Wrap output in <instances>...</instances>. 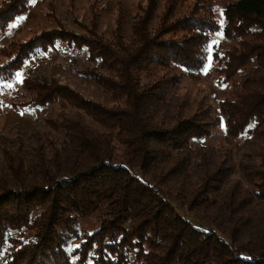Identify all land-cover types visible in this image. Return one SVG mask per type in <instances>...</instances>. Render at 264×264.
<instances>
[{"label": "trees", "instance_id": "16d2710c", "mask_svg": "<svg viewBox=\"0 0 264 264\" xmlns=\"http://www.w3.org/2000/svg\"><path fill=\"white\" fill-rule=\"evenodd\" d=\"M31 1L0 0V33ZM160 1L138 6L130 41L121 8L111 39L93 15L82 34L58 20L0 46V88L62 46L87 54L96 67L80 74L114 100L24 78L14 110L68 109L45 120L48 131L0 136V264H264V0L229 3L222 26L215 0H196L180 18L176 0L159 13ZM209 59L228 87L220 115L169 96ZM222 122L240 144L195 151ZM94 215L95 230L79 228Z\"/></svg>", "mask_w": 264, "mask_h": 264}, {"label": "rangeland", "instance_id": "374dc122", "mask_svg": "<svg viewBox=\"0 0 264 264\" xmlns=\"http://www.w3.org/2000/svg\"><path fill=\"white\" fill-rule=\"evenodd\" d=\"M165 1H160L159 13L163 10ZM235 1L237 0H215L221 26L224 22L223 9ZM195 2L196 0H176L175 18L187 16ZM143 4L145 0H33L26 15L17 19L6 32L0 33V46L7 44L14 37L26 38L33 32L55 28L58 20L67 28L82 34L80 25H89L93 15L98 16L99 33L106 39H111L121 8L124 11V37L130 41L133 37L134 15L138 12V6ZM216 40L223 42V45L227 43L222 35H218ZM226 46H229V43ZM210 65L209 59L204 71L188 74L177 87L169 89V96H180L190 103L203 101L217 108L220 115L218 102L226 96L228 87L219 85L222 79L210 71ZM95 67L85 52L70 51L62 46L57 51L51 50L33 56L12 82L0 88V136L15 138L17 135H23L28 138L36 130L48 131L45 120L68 109L63 102H58L45 108L27 107L24 110H14L11 102L17 101L25 94L22 83L28 76L55 77L90 100L113 104L114 100L103 88L80 74L85 69ZM99 72L105 73L102 70ZM239 144L240 141L226 139V129L222 122L212 137L193 142L192 147L195 151L205 146L235 149ZM173 204L176 205L174 202ZM179 212L184 217L193 219L185 209L179 208ZM98 225V218L94 215L83 220L79 228L91 233Z\"/></svg>", "mask_w": 264, "mask_h": 264}]
</instances>
